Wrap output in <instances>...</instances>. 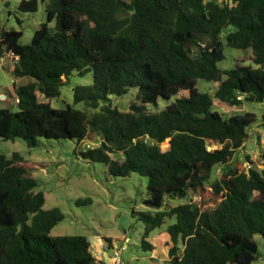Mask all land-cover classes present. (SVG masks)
Wrapping results in <instances>:
<instances>
[{
	"label": "trees",
	"instance_id": "trees-1",
	"mask_svg": "<svg viewBox=\"0 0 264 264\" xmlns=\"http://www.w3.org/2000/svg\"><path fill=\"white\" fill-rule=\"evenodd\" d=\"M45 4L46 22L28 45L22 32L0 30V57L18 56L10 98L0 107V138L20 139L34 148L39 138L91 139L98 146L81 153L104 164L113 177L132 173L147 179L143 204L132 211L144 224L145 239L167 219L166 264H252L260 258L255 236L264 238V153L258 171L236 164L257 122L253 112L223 116L213 109L198 80L217 83L214 97L231 108L264 103V0H19L17 10L34 13ZM54 22L53 29L49 24ZM251 51L222 70L224 47ZM250 60L252 65H244ZM92 72L90 85H77L75 104L53 108L73 73ZM134 88L128 110L111 101ZM180 92L186 95L179 97ZM37 93L43 96L39 100ZM111 96V98H109ZM171 101L151 111L159 98ZM108 103V104H106ZM260 125L264 127V111ZM149 142H148V141ZM167 143L163 150L161 145ZM212 144L220 146L208 150ZM119 155V159L112 158ZM246 162L251 164L249 157ZM23 158L0 153V264H102L85 236H52L63 220L58 208L44 209L45 197L22 165ZM226 166L211 181L213 168ZM187 202L165 209L166 199ZM89 198L76 204H90ZM181 234L183 247H179Z\"/></svg>",
	"mask_w": 264,
	"mask_h": 264
},
{
	"label": "rangeland",
	"instance_id": "rangeland-1",
	"mask_svg": "<svg viewBox=\"0 0 264 264\" xmlns=\"http://www.w3.org/2000/svg\"><path fill=\"white\" fill-rule=\"evenodd\" d=\"M216 1L223 2V0ZM18 4L19 0H0V30L22 32L20 43L28 45L34 31L39 28L40 24L46 22L45 4L39 1L38 10L34 13L19 12ZM49 26L53 29L54 22H51ZM224 55L225 58L218 63V67L228 70L236 64H242L240 60L249 59L251 51L225 46ZM243 64L254 66L250 60H245ZM3 65L0 66V94H6L7 99L0 98V107L15 109L8 94L12 92L13 84L18 85L20 82L12 75L13 62L5 60ZM91 83V71H87L84 75L73 73L68 81L60 87V95L45 101L49 102L53 108H65L67 105H71L77 109H84L83 103H74L72 89L77 85H90ZM217 85V83L204 80L197 82L199 91L211 94L214 110L224 117L238 112H253L257 116V122L251 128L249 138L243 148L234 153L229 167L243 163L246 168L251 167L259 171L262 168L261 153H264V127L260 125L264 103L246 101L241 107L231 108L220 103L214 97L213 92ZM135 91L134 88H131L123 96L112 99V107L121 111L128 110ZM37 95L39 100H43L40 93ZM185 95V92H180L178 96ZM175 99L176 96L170 100L159 98L155 104H148L147 109L151 111L163 110ZM97 146L98 143L93 137L80 143L71 139L39 138L38 144L34 148L27 147L25 142L20 139L10 141L0 138L1 154L7 158L13 153L22 156V165L29 170V176L37 182L35 191L44 194V209L58 208L63 213L64 218L52 229V236H85L94 247L98 237L104 239L108 246L111 241L105 238H110L115 245V249L108 250L110 256H114L123 245H126L120 254L124 264H166L168 261L166 250L169 244L166 228L173 220L167 219L161 228L149 234L145 240L153 246V249L144 251L141 247L144 224L133 216L132 211H151L143 204L147 197V179L135 173L127 177H113L108 173L104 164L82 158V152ZM219 147L215 144L211 146L212 149ZM161 148L165 150L167 143H163ZM246 157L250 158L251 164L246 162ZM112 158L119 159L120 156L112 155ZM226 169V166L223 165L215 166L211 181L220 178ZM87 198L91 200L90 204H76L77 200ZM185 202H187L186 198L166 199L165 209ZM255 240L260 258L252 264H264V238L256 235ZM105 249L107 250L106 247Z\"/></svg>",
	"mask_w": 264,
	"mask_h": 264
},
{
	"label": "crops",
	"instance_id": "crops-1",
	"mask_svg": "<svg viewBox=\"0 0 264 264\" xmlns=\"http://www.w3.org/2000/svg\"><path fill=\"white\" fill-rule=\"evenodd\" d=\"M3 95L6 96V94L1 93L0 94V98H3ZM256 133V132H255ZM254 133V134H255ZM109 241H111L110 245L108 246L107 243L104 242V239L98 237L95 241V247L92 245L91 241V245H92V251H93V255L94 258L98 261L101 262L102 264H111V258L112 256H110V252L108 251L109 249H115V245L113 244L112 240L110 238H105ZM105 247L107 248V250L105 249ZM126 245H123V248H125ZM168 249H169V245L167 246V254H168Z\"/></svg>",
	"mask_w": 264,
	"mask_h": 264
},
{
	"label": "built area",
	"instance_id": "built-area-1",
	"mask_svg": "<svg viewBox=\"0 0 264 264\" xmlns=\"http://www.w3.org/2000/svg\"><path fill=\"white\" fill-rule=\"evenodd\" d=\"M222 1V0H221ZM220 4H227V5H232L231 0H223V2H218ZM5 60H11L13 62V66L17 64L18 62V56L13 55L12 53H6L4 56L0 57V66H4ZM7 96L3 95V100H6ZM10 102L14 106H16L19 103V100L17 98H9ZM123 247H121L120 250L116 252L114 256L111 258V264H124V262L120 258V254L123 251Z\"/></svg>",
	"mask_w": 264,
	"mask_h": 264
},
{
	"label": "water",
	"instance_id": "water-1",
	"mask_svg": "<svg viewBox=\"0 0 264 264\" xmlns=\"http://www.w3.org/2000/svg\"><path fill=\"white\" fill-rule=\"evenodd\" d=\"M109 98H111V96ZM207 149L208 150H212L211 147H208ZM178 244H179V247H183V242H182L181 234L179 235V238H178Z\"/></svg>",
	"mask_w": 264,
	"mask_h": 264
}]
</instances>
